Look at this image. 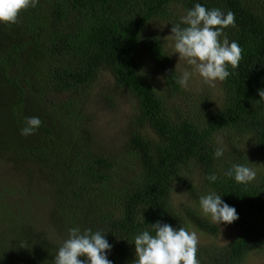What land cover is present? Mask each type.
Returning a JSON list of instances; mask_svg holds the SVG:
<instances>
[{"label": "trees", "instance_id": "obj_1", "mask_svg": "<svg viewBox=\"0 0 264 264\" xmlns=\"http://www.w3.org/2000/svg\"><path fill=\"white\" fill-rule=\"evenodd\" d=\"M197 3L234 13L236 27L220 39L236 41L242 59L220 82V98L204 94L180 110L181 73L152 27L163 21L171 32ZM144 57L161 74L162 89L147 74ZM105 77L135 101L127 140L116 151L101 145L89 110ZM259 90L264 0H39L15 24H0V161L11 163V175L19 177L0 179V264H53L74 226L107 232L113 264H134L133 238L157 221L217 237L218 228L199 210L174 205L176 183L194 203L216 192L239 216L230 244L198 246L199 264H245L263 252ZM99 93L115 105L113 93ZM33 116L41 119L40 128L21 135L25 118ZM217 147L224 149L219 159ZM234 164L252 168L256 179L243 185L226 176ZM211 174L214 183L206 179ZM44 186L41 199L32 189ZM32 200L49 203L40 224Z\"/></svg>", "mask_w": 264, "mask_h": 264}, {"label": "clouds", "instance_id": "obj_2", "mask_svg": "<svg viewBox=\"0 0 264 264\" xmlns=\"http://www.w3.org/2000/svg\"><path fill=\"white\" fill-rule=\"evenodd\" d=\"M38 4L39 0H0V24H15L21 11L35 8ZM229 27H236L234 13L218 8L207 9L200 3L189 9L179 23L172 24L169 36L174 40V52L192 67V71H185L177 78L176 83L181 88L188 87L193 75H198L204 84L214 87L216 82H223L233 74L229 67L235 70L239 66L242 48L236 41L229 42L227 38L221 41L224 30ZM258 95L264 99V90H259ZM41 123L39 117H26L21 135L34 134ZM223 155L224 149L217 147L214 157L219 159ZM225 175L243 185L256 179V172L243 164H234ZM206 179L214 183L217 176L211 174ZM199 210L217 226L232 224L239 219L236 209L216 192L200 196ZM106 234L91 228L82 231L79 226L69 228L53 264H113L108 259L113 246ZM198 243L195 232L157 221L151 224V230L145 229L133 238L134 264H199L196 255Z\"/></svg>", "mask_w": 264, "mask_h": 264}, {"label": "rangeland", "instance_id": "obj_3", "mask_svg": "<svg viewBox=\"0 0 264 264\" xmlns=\"http://www.w3.org/2000/svg\"><path fill=\"white\" fill-rule=\"evenodd\" d=\"M152 30L155 32H159L162 35L164 44L166 46V49L168 53L173 57V59L176 62V66L178 67L181 75L185 71H192V67L187 65V63L179 59V55L174 52V40L169 36L171 35V32L168 28V25L166 23L157 22L153 24ZM143 61L145 63V69L147 71V74L150 76V78L157 84L158 87H164L162 76L157 70V68L154 66L153 63H150L147 61V59L144 57ZM113 79L110 77H105V80L102 82V85L100 84L98 88H96L94 101L89 105V110L91 114L94 116V129L95 132L98 135V140L100 141L101 145L104 147L110 149V150H118L123 147V144L126 142L128 134H127V127L129 126V122L131 118L134 115V106L135 101L129 95L127 92L123 90H113ZM221 83L218 81L216 82L214 87H210L206 84H204L201 80V78L198 75H193L192 78L189 81V85L187 88H183L184 92L179 97H175V103L179 108L182 106V109L185 110V108L190 109L192 106L195 105V100H199L204 94H210L213 95L214 100L216 98H220L222 95ZM104 87H107L105 89ZM104 88V89H103ZM111 92L114 94L115 97V105L110 106L109 101L107 100L105 102L104 98H98V92H100V95H105L106 92ZM113 91V92H112ZM104 97V96H103ZM183 100V101H182ZM185 102V103H184ZM180 108V110H182ZM193 111H196V109H192ZM13 165L11 163H6L3 160L0 161V179L5 180H13L16 182L19 180V177L13 176L12 170ZM14 184V183H13ZM17 187H20L19 184L16 185ZM36 192L37 197H40L42 199L43 195L46 192V187L44 188H38V189H32ZM28 192L30 190H27ZM26 191V192H27ZM32 197V196H31ZM44 199V198H43ZM33 205L31 207L33 215L36 218V222L39 224L41 223V218L39 216L41 214L47 213V209L49 208V203L47 200L42 201H36L32 200ZM45 201V203H44ZM173 202L174 205L182 209L184 207L188 208H196L199 210V202L194 203L192 202L185 189L181 186L180 183L175 184V190L173 195ZM199 214L209 220L213 225H215L209 217H205L201 214L199 210ZM44 217V216H43ZM218 230L219 234L217 237L213 236H207L203 234L202 232L198 231L196 228L192 227L190 231H193L197 234L199 243L198 246L200 247H214V248H220L224 247L228 244H230L236 237L238 233V228L232 223V224H221L219 226L215 225ZM245 264H264V251L260 253H253L251 254L248 259L246 260Z\"/></svg>", "mask_w": 264, "mask_h": 264}]
</instances>
